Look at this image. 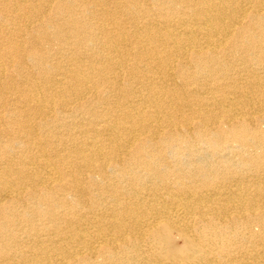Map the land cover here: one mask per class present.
Wrapping results in <instances>:
<instances>
[{"label":"bare ground","instance_id":"6f19581e","mask_svg":"<svg viewBox=\"0 0 264 264\" xmlns=\"http://www.w3.org/2000/svg\"><path fill=\"white\" fill-rule=\"evenodd\" d=\"M0 264H264V0H0Z\"/></svg>","mask_w":264,"mask_h":264}]
</instances>
